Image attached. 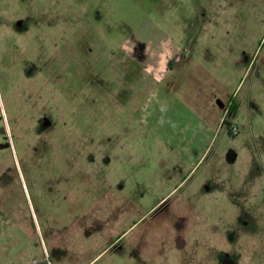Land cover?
<instances>
[{"label":"rangeland","instance_id":"1","mask_svg":"<svg viewBox=\"0 0 264 264\" xmlns=\"http://www.w3.org/2000/svg\"><path fill=\"white\" fill-rule=\"evenodd\" d=\"M4 127L0 264H264V0H0Z\"/></svg>","mask_w":264,"mask_h":264},{"label":"water","instance_id":"2","mask_svg":"<svg viewBox=\"0 0 264 264\" xmlns=\"http://www.w3.org/2000/svg\"><path fill=\"white\" fill-rule=\"evenodd\" d=\"M0 132L5 134V133H7V129L5 127L4 128H0Z\"/></svg>","mask_w":264,"mask_h":264},{"label":"flooded vegetation","instance_id":"3","mask_svg":"<svg viewBox=\"0 0 264 264\" xmlns=\"http://www.w3.org/2000/svg\"><path fill=\"white\" fill-rule=\"evenodd\" d=\"M233 131L235 132L234 127H233ZM235 133H237V131Z\"/></svg>","mask_w":264,"mask_h":264}]
</instances>
